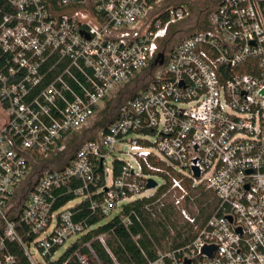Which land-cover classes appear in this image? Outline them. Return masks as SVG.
I'll use <instances>...</instances> for the list:
<instances>
[{
    "label": "built area",
    "instance_id": "obj_1",
    "mask_svg": "<svg viewBox=\"0 0 264 264\" xmlns=\"http://www.w3.org/2000/svg\"><path fill=\"white\" fill-rule=\"evenodd\" d=\"M179 1L0 6V264L9 242L30 264H123L119 228L141 264H264V0H216L194 23ZM138 202L150 220L168 204L179 235L155 240Z\"/></svg>",
    "mask_w": 264,
    "mask_h": 264
},
{
    "label": "trees",
    "instance_id": "obj_2",
    "mask_svg": "<svg viewBox=\"0 0 264 264\" xmlns=\"http://www.w3.org/2000/svg\"><path fill=\"white\" fill-rule=\"evenodd\" d=\"M4 1L5 0H0V6L3 4ZM163 20L166 21L167 20L166 17H164ZM202 24L203 22L201 23L200 21H198L196 25L199 28ZM189 32L190 31L188 30L184 31L183 35L186 36L187 34H189ZM169 36H170L169 39L173 40L174 35L170 34ZM165 51H166L165 49H162L163 53H165ZM107 121H108L107 119H103L98 124L106 125L108 124ZM94 138L96 137L94 136L91 138L88 137V139H86L85 141H91ZM208 195L210 194L208 193L202 194L201 195L202 199L195 200V203L199 208L200 216H202L205 212L211 211V208L209 204L207 203ZM62 203L64 204L65 201L61 202L60 204ZM141 205L142 204L138 202L132 206L137 209L139 215L142 218L144 225H146L147 227V231L155 240L159 241L160 239L164 238L171 229L175 231L176 235H179L176 213L175 211H173V209L168 204L166 205V208L161 209V213L157 212V210H153V213L156 216V219L154 220L149 219L150 213H147L146 211L143 212L142 210H140ZM83 215L84 214H82L81 216ZM96 221H97V218H93V220H91L89 224L93 225V223H95ZM113 223L114 222H110L108 225L100 228L99 230L95 232V234L108 231L109 229H111ZM132 233L135 235L140 234L141 241L143 242L142 246L144 249H147L148 244L144 241L145 234L143 233V231L138 228H133ZM112 236L113 237L110 240V244L113 248L115 255L117 256L118 260H120L121 263L129 264L128 260L126 259V253L129 252V253H133L138 263L141 264L140 259H138L137 257V252L133 251L134 246H133V242H131L130 234H127L122 228H119L114 231V235ZM117 240L121 242L122 245H119L117 243ZM6 246L10 254L14 256L15 262H16L15 264H30V262H28L27 258H25L23 251L18 245L12 242H9L6 244Z\"/></svg>",
    "mask_w": 264,
    "mask_h": 264
},
{
    "label": "rangeland",
    "instance_id": "obj_3",
    "mask_svg": "<svg viewBox=\"0 0 264 264\" xmlns=\"http://www.w3.org/2000/svg\"><path fill=\"white\" fill-rule=\"evenodd\" d=\"M179 4L183 5V7L185 6V8L191 12L192 14V19H193V22H196L198 20L199 17H203L204 16V13L213 9L216 4H217V1L216 0H180L179 1ZM176 38L174 39V41L171 43L172 45H174L175 43H177V39H182V38H185L186 36L182 34V32H179L177 34H175ZM129 89L132 91H137L139 90V86H131L129 87ZM122 92L119 93L116 97H110L112 99H110V101H108L106 104V106H108V109L111 107L110 105L111 104H115L118 100H119V103H123L124 100L127 98V96H124L122 99ZM97 131L94 130V131H91V133H84L82 134L79 138L76 136L75 137V141L78 140V142H84L86 139L91 138V137H96ZM78 143V144H79ZM39 173V169H35L34 170V174L35 176L38 175ZM211 200V196L208 195V198H207V202ZM80 202L79 199H76L72 205H76ZM194 211V210H193ZM113 215H111L110 217H108L106 220L100 222L98 224V226H101V225H104L106 223H108L110 221V219L112 218ZM177 222H178V219H177ZM74 239H71L69 242H67V244H69L70 242H72ZM67 246V245H66ZM64 246L63 248H61L60 252H62L64 250V248L66 247ZM33 255H34V259L39 262L40 264L43 263L42 259L40 258L39 254L37 252H35L33 250Z\"/></svg>",
    "mask_w": 264,
    "mask_h": 264
},
{
    "label": "water",
    "instance_id": "obj_4",
    "mask_svg": "<svg viewBox=\"0 0 264 264\" xmlns=\"http://www.w3.org/2000/svg\"><path fill=\"white\" fill-rule=\"evenodd\" d=\"M163 60H164V54L159 53V60H157L156 65H162L163 64ZM196 172V176H199V172H197V170H195ZM156 187V183L153 181H149L147 184V188H155ZM205 253H208L210 255V252L208 251V249H204Z\"/></svg>",
    "mask_w": 264,
    "mask_h": 264
}]
</instances>
